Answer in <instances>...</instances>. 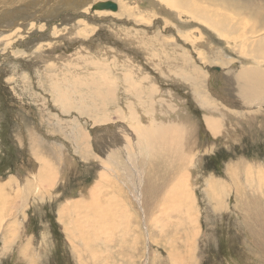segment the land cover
Listing matches in <instances>:
<instances>
[{
    "label": "rangeland",
    "instance_id": "1",
    "mask_svg": "<svg viewBox=\"0 0 264 264\" xmlns=\"http://www.w3.org/2000/svg\"><path fill=\"white\" fill-rule=\"evenodd\" d=\"M59 1H63V0H47L46 1L47 4L45 3L43 8L48 7V5L50 8L52 7L54 3H57V2L58 4H60ZM120 1L119 0H97V1L91 0L90 1L91 4L87 3L89 4L86 7L88 8L87 10L83 9L80 12H75L73 14L72 12L62 10L59 13L57 12L55 14L50 15L52 16L50 18L46 17L48 20L44 18L42 21L37 23V24H42L43 26L42 29H36V28L33 29L31 28V25L29 27L25 25L26 23L22 22L21 26L20 24L16 26L17 30L19 29H22V30L17 31L19 33L14 34V36L12 35V38L14 40L12 38H7L8 34L10 33L6 32L7 30L5 31V29H2V26L4 27L6 25L8 26L9 23L7 21H4L0 25V30H2L3 32V34L0 35V40H1L0 41V182L4 184V182L7 181L5 184L9 183L12 189H14V192L16 193L18 189L22 188L21 181L23 177V176H18L19 175L18 170L21 171L23 175L24 174L27 175L28 172L32 173L33 166L36 165L38 170L35 172V174H37L39 172V167H41L40 158L50 161L53 167L52 171L57 177L55 186L51 190L48 189L49 184L47 183L46 186H47L48 191H47V194L44 196L45 197L44 199L43 198L41 199V196L34 199L33 195H31L27 199L28 202L25 200V203H22L21 200H18V205L15 209L5 208L0 205V215H1L0 220L2 218L5 220V221L3 220L2 222L3 224L0 226V231H3L2 234H0V264H24V263L25 264H95L97 260H99V262L98 261L97 262L100 264H104V262H106L105 264H107L108 262H109L108 264H116L117 262L119 264L121 263L122 264H127V263L134 264L133 262H135V264H146L147 257L150 258V262L153 260L155 264H180L179 262H176V260L179 261L180 259H181L180 260L181 264H264V204H263L264 203V178H263L264 176L263 175L264 174V121H263L264 120V107H262L261 109L254 108V111L251 113H246L247 111L244 109H238L239 111H233L230 109L228 110V108H225L223 113H221L222 116H219L220 113H215L217 115L214 114V116L217 117L219 120H222V128L224 132L221 133V137L218 138V135H217V137L214 138L213 134H211V132L207 130V127L205 126V118L206 116H209L211 112L209 111V109L204 108L202 106L201 102L203 101V99H201L200 96H203L204 99L207 100L208 98H206V96L204 95L208 94L212 98L211 100L208 99L210 103L220 102L216 97H214L213 91L218 89V84L222 81V79L220 77H213L211 72L209 70H206L205 74L206 73H209V74H206L204 76L205 80L204 78L200 79L199 81L200 83H198L200 84L198 87L199 89H197V86L195 88L194 86L195 84L191 83L188 80V78L187 79L186 77L184 78V75L185 74H186L185 76H187V74L191 75L192 65L193 64L196 65L195 63H197L196 59H198V61L201 62L199 60L201 58H197V52H199V50L205 62L209 64L214 61L212 57L213 53L210 52L212 51L210 49H213L215 46L222 49L224 46L221 43H219L218 41L219 39H217L216 35L212 33H211L212 35L209 34L208 29H205L207 30L206 34H208V36L203 35L204 38L202 39L199 38V40L201 39L200 41L203 43V45L205 43L208 44L206 45V47H203L202 43L198 42L199 41L198 38L194 39L196 41V44H194L193 47L190 46L188 43L192 44L194 40L185 39L188 42L187 44H185L186 42L184 41L182 42V40H178L177 34L175 32V28H174L175 27L174 23L177 24L179 22L177 15L175 13L173 14V12H170V11L159 10L160 8H158L156 0L154 1L153 0H149V1L124 0L121 2ZM135 1H137V4L142 5V7H140L142 9L141 12L149 11V12H152L153 14V10L156 9L157 11H159V16L154 18V21H152L153 18L148 19V17H150L152 14L150 15L145 14L144 17L137 16V19L135 20L131 18H127V17H132V16L129 14H125L122 11L121 12L125 14L124 15L125 17L119 16L118 11L122 8V5H121L122 2L123 3L127 2L128 4L129 3L132 4L131 2H135ZM105 3H112L116 5L117 11H113L112 9L99 10L95 8L97 4L99 5V4H105ZM22 5L23 4L20 5L21 10H22V11L20 10V12L26 13V12H23L25 11V9L23 8ZM7 8L6 9L4 8V12L9 14L10 10L12 9L10 7H7ZM18 8H19V5H18ZM33 8L35 10H33ZM39 8H40L39 6L35 5V7L32 6V9L30 7V10L36 11L39 13L40 10L43 9L42 7L41 9ZM167 12L169 13V15ZM138 17L143 18V19L146 18L147 20L145 19V22H148L149 20L150 21L149 24L148 23L146 24L145 22H143L144 21L143 19H139ZM174 17H175V20H172L174 19ZM124 18H126L129 21H127ZM166 20L171 24L167 23ZM137 21L139 24H135ZM63 22L65 23L63 24ZM188 22H189L188 20L187 22H185L186 28H188V26L193 24V23H188ZM67 23L68 25H66ZM164 23L166 26L164 25ZM167 25L168 26L172 25L171 26L172 28L170 26L168 27ZM84 26H86L85 29L87 31L84 29ZM144 26H146V28ZM189 28H192V27H189ZM30 29L32 33L30 32ZM63 30L65 32H62L60 34L59 33L53 34V32L56 33V32H60ZM160 31L161 32L164 31V33L163 32L161 33ZM147 33L149 34L147 35ZM22 34H24L25 36ZM138 34L140 35V37L146 35L147 36L146 39H148V37L150 36H151L150 37L151 39L153 36V39L156 38L158 41L156 39H154L155 41L154 40L152 41V39L151 40L149 39L147 41L148 43L145 41L148 47V48L146 47V43L144 42L143 46L146 47V50H145L144 47L141 45V43L136 42L137 37H139ZM133 35L135 37H133ZM164 38L167 39V41L168 40L172 41V39L173 41L172 42L165 41L167 42L165 43ZM146 39H143V40H146ZM149 41H151L150 43H153L154 45H151ZM159 41H161L162 43H165V44H162V46L165 48L164 49L165 51L163 50V47L161 46V42ZM210 43L213 47L210 45ZM168 44H170L171 46L170 45L168 46ZM176 46L178 47V49L176 48ZM199 47L202 50L203 49L205 50L203 51L201 49L197 50V48ZM175 48L178 51H176ZM156 49L159 51H157ZM179 49H181V51H179ZM172 50L174 52H172ZM186 50H190L189 56L191 55L192 58L194 57L193 59L190 57L191 60L190 58L189 60H187L188 56H187V53L185 52ZM62 51L64 53L66 52L65 53L66 56L63 55ZM205 51L208 54H206ZM67 52L69 53V55L67 54ZM157 52H158V55H157ZM162 52L164 53L166 52L165 56L170 58L168 60L162 59V61H165V62L171 61L169 63L172 65V67L174 65L176 67H180V68H177L178 70L174 69L175 67H173V70L179 71L182 69V73L181 71L179 72L175 71V74H174L175 76L172 75L173 78L172 76L164 77V75L162 74H161L162 76H160V73H162V69L161 68H160L161 70L156 69L154 67V64L151 61H155L156 58H158L157 61H161L159 59L161 57ZM172 53H174V55ZM180 54H182V56L184 55V58L187 56V58H185L186 63L182 60V56ZM70 55L71 57L69 58ZM92 57L93 59L97 58L101 60L102 66L103 64L105 65L111 64L112 66L114 64L117 65L118 63L120 65L122 63L125 64V66L122 67L121 69H117V71L120 70L119 71L120 73L131 71L133 67H136L135 70L138 74L140 73L139 74L140 76L134 70L132 72V75L129 73H126L128 74L127 78L128 79L131 78L132 80L131 79L128 80L127 78H125L126 80H122V82L119 83L120 87H117V88H119L122 92L125 91L127 94H128L127 91L129 90L132 94L135 95V96L133 95V97H131L132 99H130V101L132 100V102L130 101L129 102L132 103L133 107H135L136 105L135 107L136 109L135 108L134 109L136 110V112L137 111L140 112V116H143L145 114L143 118H141L142 122L145 123L147 121H150V119L154 116L153 114H155L156 115L155 118L157 120L156 127H158L159 125L167 126L168 124L174 125V124L180 123L183 129L186 128L184 130L187 132L185 134V138L187 141L193 142L194 140L198 138V142L200 141L201 143L199 145L200 146L199 149H204L205 147V145L203 146L204 143L206 144V147L208 145L207 148L210 149L209 150L210 152L208 154L205 155L204 153L203 155L199 156L198 160L194 161L195 163V164L193 163L194 166H192L191 168L187 166V168L189 169L190 176H191L190 178H191V183L193 187V192L197 200V204L195 205L197 207L195 208H197L198 210L197 214H199L200 216L198 219L199 221L198 226L201 228V230L199 229V231H196V229L191 230L190 228H187L188 224L185 225V222L187 223V219L182 218V216H180V214L178 215V213L176 214V217H174V220L169 222V225H168L169 227L165 225L162 227V230H164L165 232L168 230L170 233H172L170 234L167 231L165 234L166 235L169 234L167 236L171 237V239L175 241L172 244L174 246L173 248L176 247L175 250L177 251H174V252H175V255L178 257L177 259L174 257L172 258L171 256H168V254H171V252L168 250L169 248H166L164 242L161 243L160 245L157 244V242H156L157 245H155L153 242L150 246L149 251L146 253L147 240H146L145 235L147 234L146 233L147 231L145 229V224H146L145 222H147L146 224L147 228H150L151 227L150 218L152 217L153 213L159 210V206L161 204L160 200L163 199L162 197L164 195L163 191L165 190V186L168 184L167 183L166 185H164L165 184L164 181L166 180V182H169V184L171 181H173V178L171 180L169 178V175L166 174L167 172L169 174L170 170L167 171L166 170L167 166L165 165L162 166L163 168L161 166H157V168L160 171H162L158 174L160 175L163 174L162 176L155 174L154 177L151 176L150 178L151 181L155 180L153 181L154 183L153 182L151 183L152 184L151 188L149 185L148 191L149 190L150 191L146 192L148 196L151 194L149 199H152L150 203L153 204V207L151 204L149 205L150 212L149 211L146 212V213L149 212L150 216L148 213L147 217H144L143 212L137 205L136 207L138 209L135 208L134 212L131 211V213L133 214L132 215V224L134 227L133 230L135 231L133 232V234L135 236H141L143 234L144 236V238L137 240L138 245L137 244L135 245L132 240L129 241L128 239V240H125L126 247L122 249L123 246L120 247L121 241L118 239V236H115L112 240L111 239L108 240L107 238L104 239V237H101L98 235L99 237V240H98L96 239L98 237L92 234L94 235V236L92 235L90 236L91 239L92 237H94L92 241H90V243H93L91 245L92 248L96 247V249H99V251L102 253V255H99L101 256V258L99 257L97 260L92 261L91 258H88L86 254H84V252H86L87 250V248H84L85 247L83 245L84 242L81 240V238H80V241H78L79 234L77 230H74L76 229L75 228L76 224L71 221V218H73L72 214L76 212V211L72 212L74 209L73 205H75L74 203L80 202L83 200L81 198L82 192L80 191V189L83 190L85 189V187L87 188L93 182L95 178L94 175L96 176V173L97 171H99V168H97L98 166L95 165L94 161L90 160V162L89 161L88 162L85 161L86 163L83 162V159L81 158L84 157L85 154L83 153L82 150H79V149L76 150L75 145H74L75 142H71V141H74V139L76 140L77 138H80L79 134L74 135V131H80L82 128L86 127L83 130L90 134V139L92 140L91 141L89 139V141L92 142L91 143L92 153L89 152L90 150H88V148L85 149V151L88 150L87 154H90V158L94 159L96 156L100 157L99 155L102 153L104 154V152L106 153V151H110V153L115 151L118 154V156L117 155L115 156V159H117V157H120L122 155H120L121 153L116 149L117 146L116 147L114 146L115 145L114 142H116L115 140L110 141V144H112L111 146L109 145L107 146V148L104 147V145L106 144L103 142L105 141L106 138H107L106 141L108 142L109 140H112L111 138L112 136H110V134L108 136V134L104 133V129H103L104 134L101 133L102 130H100L101 132L100 131L91 132L93 131L91 126L94 125V122L91 120V118L90 119L88 118V115L86 116L83 113L81 115V111L76 110L75 109L76 107L73 105L72 106L74 107V110L72 112H68V113L65 112L66 110L62 109V107H60L61 105L59 106L58 100H57L58 93L55 92L57 91L61 93V91L54 90L55 88H53V85L51 84L53 81H55L52 79H55L56 77L62 81L63 77H61V74H65V72H67L66 70H70L69 73H66L67 76L69 74L68 77H66V74L64 75L65 78L67 79L63 80L65 82V81H68L69 79L67 84L64 83L65 86H68L69 88L67 87L62 88L61 89L62 92H64V90L67 88L64 93L69 95L70 93L67 91L68 89L71 88L72 93H74V90L78 89V90H81V92L84 95L88 94L89 98H94L92 95V91L88 90V87L85 88V86H82L79 82L82 80L81 83H83V85L84 84L87 85L86 79L90 77L91 73H94L92 66L89 65L87 62H85V60H88V59L90 60ZM150 57L152 60H150ZM91 61H94V60H91ZM181 63L184 66H182ZM61 64L65 67H63ZM68 64L70 65L76 64L75 65L76 68H73L71 67L72 65L70 66ZM115 65L113 69H115V72H116ZM179 65H181L182 68ZM202 65L206 68H208L207 66H209V65L206 66L204 63ZM242 65L237 62L236 64H232V67L231 66H227V67L212 66L211 71L213 72L216 68H219L220 72L215 71L216 73H221L226 70H229L230 72L235 73L239 71ZM69 66L70 68L68 69ZM110 66H109V69L111 71L112 66L111 67ZM184 67H187V68H184ZM139 68L140 69L142 68V70H140ZM198 69L201 71L199 67ZM143 71L146 73H144ZM176 74L177 75L179 74V75L177 76ZM120 76L122 77L124 76V74ZM48 77L49 79H47ZM97 77H99V75ZM76 79H79V81ZM83 79H85V81ZM91 79L94 82L97 81L95 77L93 78L91 77ZM127 80L129 81V83ZM148 80L151 83H149ZM138 81L140 82L141 86H139ZM74 82H77V83H74ZM133 82H135L134 87H136L135 88L136 90L138 89L137 91L133 87ZM195 82H198V81H195ZM80 85L82 87H80ZM107 85L112 86L110 83ZM147 85L150 87V89H148ZM84 88L86 90H83ZM117 88L115 87V89ZM227 88L229 90V86ZM139 89H141L142 92ZM193 89H195V91ZM193 91L196 94H194ZM197 91L200 93H198ZM218 91L227 95L226 89L223 87H221V89ZM122 92L117 93L115 101H110V97L107 99L108 101L107 100L105 101L106 103L102 102L103 99L100 100V98L97 99L96 102L94 100H89L87 101L86 107L88 106L89 103L94 102V104H96V106L99 107L100 113H105V114L108 113L107 115L103 116L105 118V122L106 121L108 122L107 125L110 124V125L116 126V129H113L112 132H114V134L117 133V137L119 138L120 143L123 142V144H126L127 141L124 139V134H122V132L124 131L125 134L128 133L129 130L126 127L127 125L132 126V122H130L132 121V117L130 116L131 113L128 112L127 115L124 116L125 117L124 120H126L125 123H123L124 122L123 119L121 120V118H124V117L121 115L120 112H118V110L119 108H123L126 111L125 107H127V105H125L127 102V100L125 99L127 97H125L126 96L125 92H124L125 95ZM143 92H147V93H143ZM197 93L198 95L199 94L200 95L198 96ZM144 96H146L147 98ZM68 97L72 98L71 95ZM133 98L135 100L138 99L137 102L138 101L139 102L137 103ZM199 99H201L200 103H199ZM71 100L74 101L73 98ZM143 100H145L146 102ZM73 101H71L72 104H74ZM107 102H109L110 104ZM133 102H135L136 104ZM143 102H145L146 104H144ZM132 105L130 106V108L132 107ZM107 106H111V107L108 108ZM101 108L103 110H101ZM104 108H106V110H104ZM114 108H116L115 109L117 110L116 112ZM130 108L128 111H132L130 110ZM242 110L243 112H241ZM257 110H260V112L257 113ZM148 111H151V112L147 113ZM235 112L239 113L240 115L238 117H234L233 114H236ZM180 114L183 116H181ZM89 115L91 116L92 114L89 113ZM146 115L148 116L150 115V117L148 116L146 117ZM162 116L163 118H161ZM82 120H86V121L82 122ZM191 120L193 123L191 122ZM102 124H105V123H102ZM124 124L126 125L125 128H124L125 126ZM78 127L80 129H78ZM190 131L192 132L191 134L189 133ZM118 132L120 135L118 134ZM96 133H97V136L95 137ZM129 133L130 135H132L130 131ZM196 133L198 136H196ZM192 134L194 136H192ZM130 135L128 137H130ZM93 136L96 139H94ZM102 136H104L105 138ZM101 138L103 139L101 140ZM33 143L36 145L38 144L37 149H35V145ZM121 148L126 149L127 147L125 148L121 147ZM34 149L35 151H33ZM222 151L226 153V157L229 158V160H226L220 163V165L215 164V167H214L213 161H211V159L215 158L219 153L221 155ZM10 154L14 155L15 158L11 159V157L9 156ZM241 159L243 161H240ZM70 161L78 162V163H76L77 165L71 164L70 166ZM246 161L259 162V164L257 163L256 165V168H257V170L255 169L256 171L253 168L250 170L251 177H252V180L250 181L251 183L247 182L248 179L246 180V178H248V173H247V168H246L248 165V162ZM139 165L142 168L146 169V167H144V161L139 163ZM74 166H77V168L76 167L73 168ZM260 168L262 169V171ZM85 169L86 171L88 170L87 171L88 174L85 172ZM109 171L110 170H108V172ZM146 172L147 171H145V173ZM198 172H201V173H198ZM177 173L175 174L176 176H177ZM233 173L235 174V176ZM202 175L205 180L203 179ZM238 176H240V178ZM108 177H109V181H111L112 183V187L116 189L113 192L114 194L116 193L118 194L117 191L121 192V190H124V189L125 191H128L127 190L128 187L122 188L123 182L121 180L118 181L117 179L114 178V176L111 177L108 175ZM165 177H167L168 179ZM197 177H199V179ZM162 178H165V180ZM196 179L197 181H195ZM202 179L204 180V182H202L203 181ZM156 180L158 183L156 182ZM161 180H164V181L162 182ZM210 181H211V184L214 181L213 190L216 191L215 192L216 196L221 195L220 196L221 201L217 200L214 196H212L213 198H210L211 195L209 196V194H210L211 188L208 187V185L210 184ZM147 184L145 185L146 187H147ZM156 184H159V187ZM153 185L156 186V188L154 187L156 195L153 194L154 193V189H152ZM162 186L164 188H162ZM254 186L257 189H255ZM194 187L196 190L194 189ZM71 189L72 190L76 189V194L71 195L72 194ZM201 190L203 192H200ZM158 193H161V194L158 195ZM55 196H58V197H55ZM157 196L159 197L158 204H157L158 198H156ZM121 199H124V197H122ZM37 201L39 202L38 205H37ZM65 204L68 205L69 207L67 209V212H69L70 210L71 211L67 213L68 214L67 217H66V214L64 215L66 218L62 216V218H64L62 220L59 212L60 210L62 211L64 207H66ZM19 206H23V207H19ZM69 215L71 216L69 217ZM147 219H150V220H147ZM10 222H15V225L13 226V228L7 235L8 236L7 246H5L3 244L4 240L1 237L3 233L6 232V228L9 226ZM72 223L74 226H72ZM15 226L17 227L18 231ZM139 230L142 232L138 233ZM151 230H154V232L158 230V234H156V237L157 239H159L161 229L158 228L157 230H155L152 228ZM174 232L177 234L174 235L175 234ZM194 232L196 234H194ZM191 235H194V236L196 235V239L193 236L191 238ZM168 237L166 238V241L168 240ZM186 241L189 242V245L185 243ZM76 242L77 243L80 242L79 243L80 246ZM191 245H193L194 247ZM3 247H5L6 250ZM76 247H78V249L75 252ZM2 248L4 249V251H2L3 250ZM31 248L37 251L27 256L21 253L22 250H23L22 252L26 253V251ZM104 249L106 250L105 252L103 251ZM188 251L190 253H188ZM78 252L80 254H83V256H81L79 260L76 257L77 256L76 253L78 254ZM107 252L111 255V261H109V259L105 260V257L108 255ZM116 252H119V253L116 254ZM149 252H151L153 255L159 253L160 258H155L153 255H149ZM122 254H124V256H122ZM120 258H121V261H120Z\"/></svg>",
    "mask_w": 264,
    "mask_h": 264
},
{
    "label": "bare ground",
    "instance_id": "2",
    "mask_svg": "<svg viewBox=\"0 0 264 264\" xmlns=\"http://www.w3.org/2000/svg\"><path fill=\"white\" fill-rule=\"evenodd\" d=\"M47 0H0V25L4 22L7 21L9 23V25L7 26H2V29H5L6 32L10 33L8 34L7 38H12V35L14 36V34L19 33L17 31H21L22 29L17 30L16 26L21 23L24 22L26 23L25 25L29 26L31 25V28H36V29H42L43 26L42 24H37L40 21H42L44 18L46 17H52L50 15L55 14V13H59L62 10H66L68 12H80L83 9H88L86 8L90 3L91 0H63V1H59L60 4L54 3L52 5V7L49 8H43V6L45 5ZM97 1V0H96ZM120 1V0H119ZM124 1V0H121ZM120 1V2H121ZM142 1V0H141ZM145 1H149V0H145ZM154 1V0H153ZM152 2V1H151ZM157 2V6L158 8H160L159 10H164V11H170L173 12V14L175 13L177 15V18L179 19V22L177 24L174 23L175 25V32L177 34V39L178 40H182V42H186L185 44H187L188 42L185 39L188 40H194L197 39L199 40V38H204L205 35L208 36V34H206L205 29H208V32L210 35L214 34L216 35L217 39H219V43H221L224 47L218 48V47H214L213 49H210L213 53V59L214 61L212 63H206L202 54L199 52H197V58H201L199 59L201 62L197 60V63H195L196 65H192V71H191V75L187 74V76L184 75V78L186 77V79L188 78V80L191 83H194L195 88L197 86V89H199V85L198 83H200V79L204 78L205 80V75L209 74L206 73V70H209L212 74L213 77H220L222 79V81L218 84V89L214 90V97H216L220 102H212L210 103V101L208 99H212L208 94H205L204 96H206V98H208L207 100L204 99L203 96H200L201 99H203V101L201 102L202 106L204 108L209 109V111L211 112L209 116H206L205 118V126L207 127V130H209L211 132V134H213L214 138L217 137L218 138L221 137V133L224 132L223 128H222V120H219L217 117L214 116L215 113H220L219 116H222L221 113H223V111L225 110V108H228V110H233V111H239L238 109H244L247 112L246 113H251L254 111V108L257 109H261L262 107H264V0H156ZM132 4H128L127 2L123 3L122 2V8L118 11L119 12V16H124L125 14H129L132 17H127V18H131V19H137V16H145V14H152V12H141V8L142 5L137 4V1L135 2H131ZM21 4H23V8L25 9L26 13H21ZM47 4V3H46ZM91 4V3H90ZM19 5V8H18ZM35 5L39 6L41 9V7L43 9L40 10V12H36V11H32L30 10V7L32 9V6L35 7ZM98 5V4H97ZM7 7H10L12 10H10V13H6L4 12V8L6 9ZM156 7V6H155ZM96 8V7H95ZM151 8V7H150ZM154 8V7H153ZM8 9V8H7ZM38 9V11H39ZM97 9V8H96ZM33 10H35L33 8ZM145 10V9H143ZM153 10V9H152ZM22 11V10H21ZM124 12L125 14H123L122 12ZM85 12V11H84ZM128 12V13H127ZM161 13V12H160ZM165 13V12H164ZM168 13V12H167ZM25 16L23 17L22 16ZM70 14V13H69ZM68 14V15H69ZM101 14V13H100ZM40 15V16H39ZM59 15V14H58ZM154 15V16H152ZM150 17H148V19H152V21H154V18L159 16V11H157L156 9L153 10V14ZM165 15V14H163ZM169 15V13H168ZM172 15V14H170ZM56 16V15H55ZM70 16V15H69ZM74 16V15H73ZM118 16V15H117ZM127 16V15H126ZM175 16V15H173ZM66 17V16H65ZM76 17V16H75ZM93 17V15H92ZM114 17V15H113ZM125 17V16H124ZM138 17V18H139ZM74 19V18H73ZM76 19V18H75ZM99 19V18H97ZM104 19V18H103ZM126 19V18H124ZM130 19V21H131ZM139 19H143V18H139ZM144 18L143 22H145ZM161 19V18H159ZM171 19V18H170ZM46 20H48L46 18ZM67 20V19H66ZM127 20V19H126ZM147 20V19H146ZM175 20V17L174 19ZM187 20L189 21L188 23H193L190 26H188V28H186L185 22H187ZM69 21V20H68ZM129 21V20H127ZM151 21V22H152ZM163 21V20H162ZM167 21V20H166ZM74 22V20H73ZM141 22V21H140ZM149 20L148 22H145L146 24H149ZM159 22V21H158ZM165 22V21H164ZM7 23V24H8ZM65 22H63L64 24ZM95 23V22H94ZM167 23H169L167 21ZM135 24H139L138 21ZM142 24V23H141ZM145 24V25H146ZM163 24V22H162ZM171 24V23H169ZM41 25V26H40ZM68 25V23L66 24ZM165 25V23H164ZM23 26V24H22ZM166 26V25H165ZM168 26V25H167ZM170 26V25H169ZM168 26V27H169ZM172 26V25H171ZM170 26V27H171ZM195 26V27H194ZM146 28V26H144ZM149 27V26H148ZM152 27V26H151ZM164 27V26H163ZM167 27V28H168ZM192 27V28H189ZM26 28V27H25ZM65 28V27H64ZM86 28V26H84V29ZM172 28V27H171ZM24 29V28H23ZM28 29V28H27ZM32 29V30H33ZM54 29V28H53ZM149 29V28H148ZM157 29V28H156ZM165 29V28H164ZM73 30V29H72ZM86 30V29H85ZM84 30V31H85ZM89 30V29H88ZM131 30V29H129ZM128 30V31H129ZM144 30V29H143ZM34 31V30H33ZM54 31V30H53ZM87 31V30H86ZM142 31V30H140ZM158 31V30H157ZM165 31V30H164ZM164 31H162L164 33ZM168 31V30H167ZM27 32V31H26ZM31 32V29H30ZM65 32L60 31V32H56L53 34H57V33H62ZM130 32V31H129ZM151 32V31H149ZM156 32V31H155ZM161 32V31H160ZM161 32V33H162ZM170 32V31H169ZM168 32V33H169ZM172 32V31H171ZM0 35L3 34L2 30H0ZM32 33V32H31ZM50 33V32H49ZM167 33V34H168ZM212 33V34H211ZM25 34V33H24ZM22 34V35H24ZM126 34V33H125ZM137 34V33H136ZM149 33H147L148 35ZM155 34V33H154ZM153 34V35H154ZM170 34V33H169ZM168 34V35H169ZM26 35V34H25ZM24 35V36H25ZM49 35V34H48ZM132 35V34H131ZM139 35V34H138ZM173 35V34H172ZM204 35V36H203ZM129 36V35H128ZM142 36V35H141ZM157 36V35H156ZM155 36V37H156ZM174 36V35H173ZM49 37V36H48ZM53 37V36H52ZM133 37H135L133 35ZM132 37V39H133ZM146 35L140 37H137L136 42L137 43H141V45H144V42L148 41L150 39V37H148V39H146ZM171 37V36H170ZM212 37V36H211ZM27 38V37H26ZM92 38V37H91ZM129 38V37H128ZM207 38V37H206ZM13 39V38H12ZM16 39V38H15ZM146 39V40H143ZM152 41L156 38L153 39L152 36ZM150 39V40H151ZM165 39V38H164ZM200 39V40H201ZM14 40V39H13ZM118 40V39H117ZM157 40V39H156ZM161 40V39H160ZM197 40V41H198ZM198 42H201V41ZM1 41V40H0ZM11 41V40H10ZM133 41V40H132ZM155 41V40H154ZM158 41V40H157ZM167 41V39L164 40V42ZM170 41V40H168ZM167 41V42H168ZM173 41V39H172ZM170 41V42H172ZM195 41V40H194ZM190 44L188 43L190 46L193 47L195 43ZM206 41V40H205ZM208 41V40H207ZM16 42V41H15ZM85 42V41H84ZM145 42V43H146ZM151 41H149L150 43ZM161 42V41H159ZM165 42V43H167ZM180 42V41H179ZM181 42V43H182ZM191 42V41H190ZM211 42V41H209ZM217 42V41H216ZM14 43V42H13ZM93 43V42H92ZM148 43V42H147ZM147 43H146V47H147ZM156 43V42H155ZM161 42V46L162 44H165ZM174 43V42H173ZM202 43V42H201ZM218 43V42H217ZM59 44V43H58ZM151 45H154L153 43H150ZM158 44V43H157ZM172 44V43H171ZM177 44V43H176ZM184 44V45H185ZM199 44V43H198ZM214 44V43H212ZM156 45V44H155ZM170 44H168L169 46ZM174 45V44H173ZM180 45V44H179ZM178 45V46H179ZM206 45L208 44H204L202 43L203 47H206ZM211 45V43H210ZM58 46V45H57ZM96 46V45H95ZM171 46V45H170ZM212 46V45H211ZM2 47V46H1ZM139 47V45H138ZM144 47V46H143ZM146 47H144V49L146 50ZM154 47V46H153ZM163 47V46H162ZM161 47V49H162ZM195 47V46H194ZM197 47V46H196ZM213 47V46H212ZM41 48V47H40ZM89 48V47H88ZM142 48V47H141ZM148 48V47H147ZM158 48V47H157ZM176 48L178 49V47L176 46ZM175 48V50H176ZM180 48V47H179ZM186 48V47H185ZM210 48V46H209ZM52 49V48H51ZM151 49V47H150ZM160 49V50H161ZM165 48L163 47V50ZM192 49V48H191ZM201 49L200 47L197 48ZM27 50V49H26ZM149 50V49H148ZM157 50V49H156ZM162 50V51H163ZM174 50V49H173ZM172 50V52H174ZM195 50V49H194ZM202 50V49H201ZM205 50V49H203ZM202 50V51H203ZM208 50V49H206ZM65 51V50H64ZM98 51V50H97ZM108 51V50H107ZM155 51V50H154ZM159 51V50H157ZM165 51V50H164ZM178 51V50H176ZM179 51H181V49H179ZM183 51V50H182ZM63 52V51H62ZM187 53V56L185 58H187V60H189V58L191 57V55L189 56V52L190 50H186L185 51ZM184 52V53H185ZM195 52V51H194ZM206 52V51H205ZM209 52V53H210ZM66 53V52H65ZM65 53L63 52V55H65ZM103 53V52H102ZM155 53V52H154ZM166 53V52H165ZM164 52L161 53V57L159 60L162 61V59H170L168 57H166ZM168 53V52H167ZM176 53V52H175ZM182 53V52H181ZM185 53V54H186ZM200 53V54H199ZM67 54L69 55V53L67 52ZM101 54V53H100ZM145 54V53H144ZM160 54V53H159ZM174 55V53H172ZM183 54V53H182ZM182 54H180L182 56ZM206 54H208L206 52ZM205 54V55H206ZM57 55V54H56ZM74 55V54H73ZM72 55V56H73ZM158 55V52H157ZM37 56V55H36ZM66 56V55H65ZM118 56V55H117ZM176 56V54H175ZM71 57V55L69 56V58ZM154 57V56H153ZM156 57V56H155ZM173 57V56H172ZM205 57V56H204ZM67 58V57H66ZM65 58V59H66ZM149 58V57H148ZM178 58V57H177ZM185 58L184 55L182 56V60L185 62ZM192 58V57H191ZM190 58V60H191ZM194 58V57H193ZM192 58V59H193ZM72 59V58H71ZM74 59V58H73ZM175 59V58H173ZM180 59V58H179ZM53 60V59H52ZM56 60V59H55ZM94 60V61H91ZM150 60L151 57H150ZM158 58L155 59V61H157ZM172 60V59H171ZM58 61V59H57ZM72 61V60H71ZM82 61V60H81ZM151 61L154 64V67L156 69H162V73H160V76L164 75L165 76H172L175 74V71L178 70L177 68L180 67H176L174 64L173 67H175L173 70L172 65L169 63L171 61ZM176 61V60H175ZM182 61V63H183ZM193 61V60H192ZM73 62V61H72ZM75 62V61H74ZM85 62H87L89 65L92 66L93 68V72L90 74V77L86 79V83L87 85H83L82 80L79 81V79H76L80 82V84L82 86H85V88L88 87V90L92 91V95L94 98H89L87 92V95H84L81 90H74V93H72V89H68L67 91L70 93L69 95L64 93L65 90L67 88H69L68 86H65L64 83L67 84V82L69 81H63L65 78V74L69 73L70 70H65L67 72H65V74H61V77H63V82L58 79L56 76L55 80L52 82L51 85H53V88H55L54 90H59L61 91V93L55 91L56 93H58V104L60 107H62V109L66 110L65 112H72L74 110L75 106L76 110L81 111V115L82 113L85 114L86 116L88 115V118L94 122V125L91 126L92 130L91 132H97L102 130L101 133H103V129H104V133L110 134V136H112V140H109L103 142L106 145H104V147L107 148V146H111L112 144H110V141L115 140L116 142L115 145L113 143V145L116 147V149L121 153L120 157H117V159H115V156L118 154L113 151L110 153V151H106V153L104 152V154H100V157H96L94 159L90 158V154H87L88 150H90L89 152H91V143L89 141L90 139V134L87 133L86 131H84L82 128L80 131H74V135L79 134L80 138H77V142L74 139V141L71 142H75V148L76 150H82L83 153L85 154L84 157H82L81 159H83V162H90L94 161L95 165L98 166L97 168H99V171H97L96 176L94 175V180L93 182L85 189H80V191L82 192L81 194V198L83 199L80 202H76L74 203V209L72 212H74L72 214L73 218H71V221L73 223H75V228L74 230H77L79 236H78V241L81 240L84 242V248H87L86 252H84V254H86V256L88 258H91L92 261L97 260L99 257L101 258L102 253L99 251V249L92 248V244L90 243V241H92V239L94 237H92L91 239V235L94 234L96 235V237L101 236L104 237V239H113L115 236H118V239L121 241L120 247H122V249H124V247H126V241L125 240H132L133 243L136 245H138V241L139 239L144 238L143 234L141 236H135L133 234V232H135L133 230V224H132V213L131 211H135L136 205L141 209V211L144 214V217H147V214L150 212L149 211V205L151 204L150 201L152 199L150 198V195L148 196L146 192L148 191L149 185L151 188V183L155 180L151 181V176L154 177L155 174H158L162 171H160L157 166H167V171H169L166 173L167 175H169V178L173 181L170 182H166L165 178H162L164 180H161L162 182L164 181V185L165 186V190L164 195H163V199L160 200L161 204L159 206V210H157L155 213H153L152 210L151 212L153 213L152 217L150 219V228H147V222H145V229H146V240H147V250L146 253L149 251L151 244L154 242L155 245L157 244H161L164 242L166 248H169L168 250L171 252V254H168V256H171L172 258H178L175 255L174 251L175 248H173V241L171 239V237H168L167 235L169 234H165L166 232L164 230H162V227L168 226L170 221L174 220V217H176V214L178 213V215L180 214V216H182V218H186L187 219V223L185 222V225H187V228H190L191 230L196 229V231H199V229L201 230V228L198 226V219H199V214H197V206H195L197 204V200L195 198L194 192H193V187H192V183H191V176L189 173V169L188 167H192L194 166L193 163L194 161L199 159L200 155H203L205 153L208 154L210 151L207 145L204 143L203 146L205 145L204 149H199L200 148V141L198 142V138L196 140H194L193 142L191 141H187L185 138V134L187 133L182 125H180V123L174 124V125H167V126H163V125H159L158 127H156V115L153 114L154 116L150 119V121L147 122H142L141 118H143V116H140V112L137 111L136 112V105L135 107H133L132 100L130 101V99H132L131 97H133L134 94H132L129 90L127 91L128 94L125 92L127 97L125 100H127L126 104L127 107L126 111L123 108H119L118 112L121 113V115L124 117L127 115V113H131V117H132V126L126 125L124 126V128L126 127L131 133L132 135H130L129 131L127 134L124 133V131L122 132V134H124V139L127 141L126 144H123L119 142V138L117 137V133L115 131L116 134H114L113 129H116L115 125H107V121L105 122V118L103 117L104 115H107L105 113H100L99 111V107L96 106V104L93 103H89L88 106L86 107L87 101L89 100H94L96 102L97 99L100 98V100H102V102H105L109 97H110V101H115L116 99V95L119 92H122L119 88V83L122 82V80H126L125 78L128 77L129 73L132 75L133 70L136 72L135 68L133 67L131 69V71H126V72H122L120 73L119 71H117V69H121L122 67L125 66V64H117L115 65L116 67V72L115 69H113L114 65L112 66V70L110 71L109 69V64L105 65L101 63V60L95 58L93 59V57L89 60H85ZM121 62V61H119ZM174 62V61H172ZM177 62V61H176ZM240 63L242 66L239 69L238 72L232 73L229 70L223 71L221 73H216V72H220L219 68H216L213 72L211 71V67L212 66H221V67H227V66H231L232 64H236V63ZM57 63V62H56ZM68 63V62H67ZM79 63V61H78ZM104 63V62H103ZM114 63V62H113ZM149 63V62H147ZM180 63V62H179ZM178 63V64H179ZM181 63V65H182ZM186 63V62H185ZM184 63V64H185ZM194 63V62H192ZM200 63V64H199ZM204 63L208 68L204 67L202 64ZM164 64V66H163ZM177 64V63H176ZM190 64V63H189ZM62 65V64H61ZM67 65V64H66ZM70 65V64H68ZM72 65V64H71ZM70 65V66H71ZM74 65V64H73ZM71 66L73 68H76V64L74 66ZM119 65V66H118ZM179 65V66H181ZM188 65V64H187ZM239 65V64H238ZM63 66V65H62ZM70 66L68 67V69L70 68ZM110 66V67H111ZM178 66V65H177ZM184 66V65H182ZM181 66V68H182ZM191 66V65H190ZM235 66V65H234ZM65 67V66H63ZM140 67V66H139ZM198 67L201 69V71L198 69ZM62 68V67H61ZM108 68V69H107ZM187 68V67H184ZM107 69V70H106ZM140 69V68H139ZM160 69V70H161ZM225 69V68H224ZM231 69V68H230ZM61 70V69H60ZM63 70V69H62ZM73 70V69H72ZM142 70V68L140 69ZM234 70V69H233ZM182 73V69L179 70ZM176 71V72H179ZM184 71V70H183ZM216 71V72H215ZM62 72V71H61ZM113 72V73H112ZM119 72V73H118ZM144 72V71H143ZM160 72V71H159ZM190 72V71H189ZM112 73V74H111ZM137 73V72H136ZM146 73V72H144ZM184 73V72H183ZM71 74V72H70ZM124 74V76H120ZM138 74V73H137ZM140 74V73H139ZM138 74V75H139ZM162 74V75H161ZM180 74V73H179ZM178 74V75H179ZM204 74V75H202ZM51 75V74H50ZM63 75V76H62ZM99 75V77H97ZM142 75V74H141ZM177 75V74H176ZM177 75V76H178ZM69 76V74H68ZM66 74V77H68ZM71 76V75H70ZM140 76V75H139ZM143 76V75H142ZM175 76V75H174ZM72 77V76H71ZM91 77H95L97 79L96 82L92 81ZM134 77V76H132ZM136 77V76H135ZM147 77V76H146ZM153 77V76H152ZM158 77V76H157ZM182 77V76H181ZM190 77V78H189ZM54 78V76H53ZM77 78V77H76ZM137 78V77H136ZM135 78V79H136ZM140 78V77H139ZM142 78V77H141ZM173 78V76H172ZM49 79V77L47 78ZM51 79V78H50ZM62 79V78H61ZM72 79V78H71ZM128 79V78H127ZM131 79V78H129ZM128 79V80H129ZM169 79V78H168ZM73 80V79H72ZM85 81V79H83ZM95 80V79H94ZM127 80V81H128ZM132 80V79H131ZM46 81V80H45ZM149 81V80H148ZM158 81V80H157ZM198 81V82H195ZM49 82V81H48ZM78 82V83H79ZM131 82V81H130ZM137 82V81H136ZM51 83V82H50ZM71 83V82H70ZM77 83V82H74ZM111 84L112 86H108L107 84ZM127 83V82H126ZM129 83V81H128ZM139 86L140 82L138 81ZM137 83V84H138ZM146 83V82H145ZM143 83V84H145ZM148 83V82H147ZM149 83H151L149 81ZM69 84V83H68ZM154 84V82H153ZM73 85V84H71ZM80 85V87H82ZM124 85V84H123ZM135 85V82H133V87ZM161 85V84H160ZM78 86V85H77ZM148 86V85H147ZM229 86V90L228 87ZM52 87V86H51ZM50 87V88H51ZM67 87L64 92H62V88ZM74 87V86H73ZM79 87V88H80ZM115 87L117 89H115ZM138 87V86H137ZM143 87V86H142ZM146 87V86H145ZM156 87V85H155ZM221 87L226 89V94L218 91L221 89ZM75 88V87H74ZM83 90H86V89ZM125 88V87H124ZM136 87H134L135 89ZM139 88V87H138ZM82 89V88H81ZM128 89V88H127ZM130 89V88H129ZM142 89V88H141ZM139 89V90H141ZM148 89H150V87L148 86ZM196 89V90H197ZM87 90V91H88ZM125 90V89H124ZM133 90V89H132ZM131 90V91H132ZM136 90V89H135ZM134 90V91H135ZM138 90V89H137ZM136 90V91H137ZM144 90V89H143ZM195 91V89H193ZM66 91V92H67ZM77 91V92H76ZM96 91V92H94ZM193 91V92H194ZM200 91V90H198ZM197 91V92H198ZM89 92V91H88ZM124 92H122L124 94ZM139 92V91H138ZM142 92V90H141ZM140 92V93H141ZM233 92V94H232ZM114 93V95H113ZM137 93V92H135ZM143 93H147V92H143ZM200 93V92H198ZM197 93V95H198ZM121 94V93H120ZM124 94V95H125ZM194 94H196L194 92ZM74 99L71 100L72 98H69L68 96H70ZM152 95V94H151ZM157 95V94H156ZM196 95V96H197ZM200 95V94H199ZM198 95V96H199ZM203 95V94H202ZM114 96V97H113ZM123 96V95H122ZM135 96V95H134ZM106 97V98H105ZM130 97V98H129ZM141 97V96H140ZM146 97V96H144ZM118 98V96H117ZM147 98V97H146ZM145 98V99H146ZM167 98V97H166ZM193 98V97H192ZM123 99V98H122ZM134 99V98H133ZM139 99V97H138ZM137 99V100H138ZM199 99V103L200 100ZM50 100V99H49ZM135 100V99H134ZM137 100H135L137 102ZM194 100V99H193ZM205 100V101H204ZM71 101L74 102V104L71 103ZM108 101V100H107ZM130 101V102H129ZM145 101V100H143ZM92 102V101H91ZM121 102V101H120ZM119 102V103H120ZM139 102V101H138ZM137 102V103H138ZM142 102V100H141ZM146 102V101H145ZM145 102H143L144 104H146ZM106 103V102H105ZM109 103V102H107ZM118 103V102H117ZM135 103V102H133ZM152 103V102H151ZM150 103V104H151ZM110 104V103H109ZM136 104V103H135ZM142 104V103H141ZM143 104V105H144ZM149 104V105H150ZM73 105V106H72ZM106 105V104H105ZM108 105V104H107ZM132 105V107L130 108V106ZM113 106V105H112ZM152 106V105H151ZM73 107V108H72ZM108 108H110L111 106H107ZM140 107V106H139ZM147 107V106H146ZM145 107V109H146ZM150 107V106H149ZM130 108V110L132 111H128ZM135 108V109H134ZM138 108V106H137ZM151 108V107H150ZM116 108H114L115 110ZM142 109V108H141ZM148 109V108H147ZM152 109V108H151ZM187 109V108H186ZM75 110V111H76ZM101 110H103L101 108ZM104 110H106V108H104ZM111 110V109H110ZM154 110V109H153ZM263 110V109H262ZM63 111V110H62ZM112 111V110H111ZM117 110H115L116 112ZM144 111V110H143ZM152 111V110H151ZM151 111H148L147 113H150ZM208 111V112H209ZM92 114L91 116L89 115V113ZM104 112V111H102ZM114 112V111H113ZM124 112V113H123ZM156 112V111H155ZM243 112V110L241 111ZM260 110H257V113H259ZM60 113V112H59ZM80 113V112H78ZM77 113V114H78ZM153 113V112H152ZM151 113V114H152ZM191 113V112H190ZM236 114H233L234 117H238L240 114L235 112ZM245 113V112H244ZM171 114V113H170ZM175 114V113H174ZM173 114V115H174ZM71 115V114H70ZM79 115V114H78ZM77 115V116H78ZM129 115V114H128ZM178 115V113H177ZM181 115V114H180ZM179 115V116H180ZM217 115V114H215ZM90 116V117H89ZM148 115H146L147 117ZM160 116V115H159ZM178 116V118H179ZM183 116V115H181ZM218 116V117H219ZM81 117V116H79ZM94 117V119H93ZM145 117V118H146ZM150 117V115L148 116ZM173 117V116H171ZM191 117V116H190ZM98 118V119H97ZM121 118V117H120ZM127 118V117H126ZM163 118V116L161 117ZM181 118V117H180ZM97 119V120H96ZM123 119V123H125L126 120L125 117L121 118V120ZM131 119V118H130ZM147 119V118H146ZM158 119V118H157ZM247 119V117H246ZM79 120V119H78ZM87 120V118H86ZM86 120H82L86 121ZM103 120V122H102ZM111 120V118H110ZM120 120V121H121ZM134 120V122H133ZM194 120V119H193ZM71 121V120H70ZM116 121V120H115ZM145 121V120H144ZM256 121V120H255ZM264 121V120H263ZM192 122V120H191ZM196 122V121H195ZM194 122V123H195ZM89 123V122H88ZM105 123V124H102ZM110 123V121H109ZM112 123V121H111ZM193 123V122H192ZM197 123V122H196ZM195 123V124H196ZM83 124V123H81ZM130 124V123H128ZM184 124V123H183ZM198 124V123H197ZM86 125V124H85ZM84 125V126H85ZM200 125V124H199ZM72 126V125H71ZM108 126V127H106ZM243 126V125H242ZM251 126V125H250ZM105 127V128H103ZM187 127V126H185ZM189 128V127H188ZM78 129H80L78 127ZM126 129V130H127ZM191 129V128H190ZM234 130V129H233ZM72 131V130H70ZM118 131V130H117ZM182 131V132H181ZM192 131V130H191ZM189 132L190 134L192 132ZM197 131V130H196ZM203 131V130H202ZM205 131V130H204ZM126 132V131H125ZM254 132V131H253ZM103 133V134H104ZM89 134V135H88ZM99 134V133H98ZM102 134V135H103ZM119 134V132H118ZM120 135V134H119ZM130 135V137H128ZM208 135V134H207ZM97 136V133L95 134V137ZM192 136H194L192 134ZM196 136L197 133H196ZM212 136V137H213ZM94 137V136H93ZM94 137V139H96ZM100 137V136H99ZM104 137V136H102ZM122 137V136H120ZM187 137V136H186ZM105 138V137H104ZM110 138V139H111ZM202 138V137H201ZM205 138V136H204ZM213 138V139H214ZM88 139V140H87ZM103 138H101L102 140ZM122 139V138H121ZM36 140V138H35ZM71 140V139H70ZM91 140V139H90ZM204 140V139H203ZM236 140V139H235ZM92 141V140H91ZM255 141V140H254ZM36 142V141H35ZM79 142V143H78ZM34 144V143H33ZM101 144V143H100ZM211 144V143H210ZM35 145V149L38 148V144H34ZM101 145V146H102ZM33 146V145H32ZM100 146V147H101ZM199 146V147H198ZM202 146V147H203ZM259 146V145H258ZM121 147L126 149H122ZM34 148V147H33ZM32 148V149H33ZM88 148V150L85 151V149ZM35 149L33 151H35ZM226 149V148H225ZM233 149V148H232ZM108 150V149H107ZM116 150V151H117ZM112 151V150H111ZM81 152V151H80ZM82 153V154H83ZM92 153V152H91ZM110 153V154H109ZM81 154V153H80ZM74 155V154H73ZM78 157V156H77ZM119 158V159H118ZM79 159V158H78ZM80 160V159H79ZM41 161V167H39V172L37 174H35V172L38 170V168L35 166H33V170L32 173L28 172V176L26 174L23 175V173L21 171L18 170L19 175L18 176H23L22 177V188L18 189L16 191V193L14 192V189H12V187L10 186V184H5L6 182L1 183L0 182V205L5 207V208H12L15 209L18 205V200H21L22 203H25V200L27 201L28 197L33 195V198L36 199L38 197L41 196V199L45 198L44 196L47 194L48 189L51 190L54 186H55V182H56V175L54 174L53 167L52 164L50 163V161H47L45 159L40 158ZM142 161H144V167H146V169L142 168L139 163H141ZM240 161H243L242 159ZM239 161V162H240ZM70 161V166L72 165H77L76 163L78 162H73ZM82 162V163H83ZM85 162V163H86ZM202 162V161H201ZM248 162L247 165V173H248V178H246V180L248 179L247 182H250L252 180L251 177V173L250 170L253 168L254 170L256 168L257 163L259 164V162L255 161V162ZM241 163V162H240ZM84 164V163H83ZM143 164V163H142ZM195 164V163H194ZM197 165V164H196ZM240 165V164H239ZM69 166V167H70ZM86 166V165H85ZM91 166V165H90ZM143 166V165H142ZM164 166V167H165ZM200 166V165H199ZM241 166V165H240ZM77 168V166H74L73 168ZM88 167V166H87ZM130 167V168H129ZM160 167V168H161ZM244 167V166H243ZM262 167V166H261ZM84 168V167H83ZM86 168V167H85ZM163 168V167H162ZM200 168V167H199ZM231 168V167H230ZM245 168V167H244ZM164 169V171H165ZM234 169V168H233ZM261 169V168H260ZM90 170V169H89ZM108 170H110L108 172ZM163 170V169H161ZM194 170V169H193ZM255 170V171H256ZM73 171V170H72ZM88 171V170H87ZM86 169L85 172L87 173ZM92 171V169H91ZM145 171H147L145 173ZM227 171V170H226ZM244 171V170H243ZM262 171V169H261ZM178 172V173H177ZM194 172V171H193ZM202 172V171H201ZM198 172V173H201ZM212 172V171H211ZM231 172V170H230ZM234 172V170H233ZM85 173V174H86ZM91 173V172H90ZM164 173V172H163ZM177 173V176L175 175ZM236 173V171H235ZM246 173V174H247ZM263 173V172H261ZM84 174V173H83ZM88 174V173H87ZM148 174V175H147ZM162 174V173H161ZM234 174V173H233ZM238 174V173H237ZM244 174V173H243ZM109 176H114L115 179H117L118 181L121 180L123 182V186L122 188L128 187V191L121 190V192L117 191L118 194H114V190H116L114 187H112V183L111 181H109ZM159 176H162L160 174H158ZM176 177H175V176ZM230 175V174H229ZM239 175V174H238ZM264 175V174H263ZM262 175V176H263ZM70 176V175H69ZM165 176V175H164ZM198 176V175H196ZM195 176V177H196ZM208 176V175H207ZM235 176V174H234ZM233 176V177H234ZM203 177V175H202ZM228 177V176H227ZM240 178V176H238ZM64 178V177H63ZM124 178V180H123ZM158 178V176H157ZM199 179V177H197ZM232 178V177H231ZM264 178V176H263ZM168 179V178H167ZM169 179V180H170ZM204 179V177H203ZM202 179V180H203ZM227 179V178H226ZM234 179V178H233ZM149 180V182H148ZM205 180V179H204ZM204 180L202 182H204ZM207 180V179H206ZM211 180V179H210ZM235 180V179H234ZM168 181V180H167ZM197 181V179L195 180ZM67 182V181H66ZM157 182V180H156ZM155 182V183H156ZM161 182V183H162ZM214 182V181H213ZM210 181V184L208 185V187L211 188L210 194L211 195L210 198H213L212 196H214L217 200H220V196H216L215 192L213 190V186L214 183ZM12 183V182H10ZM47 183L49 184L48 189H47ZM148 183V184H147ZM154 183V182H153ZM158 183V182H157ZM251 183V182H250ZM253 183V182H252ZM263 183V181H262ZM61 184V183H60ZM147 184V187L145 186ZM19 185V184H18ZM58 185V184H57ZM107 185V186H105ZM159 187V184H156ZM194 185V184H193ZM21 186V184H20ZM19 186V187H20ZM263 186V185H262ZM17 187V186H16ZM65 187V186H64ZM156 186L153 185L154 189V193L155 194V188ZM198 187V186H197ZM196 187V188H197ZM255 187V186H254ZM60 188V187H59ZM162 188H164L162 186ZM55 189V188H54ZM62 189V187H61ZM195 189V187H194ZM199 189V188H198ZM201 189V188H200ZM254 189V188H252ZM255 189H257L255 187ZM64 190V188H63ZM72 190V189H71ZM196 190V189H195ZM203 190V189H202ZM200 192H203V191ZM207 190V189H206ZM208 191V190H207ZM255 191V190H254ZM51 192V191H50ZM206 192V191H205ZM60 193V192H59ZM146 193V195H145ZM76 194V189L72 190V194L74 195ZM161 193H158V195H160ZM220 194V193H219ZM51 195V194H50ZM60 195V194H59ZM156 195V194H155ZM153 196V195H152ZM52 197V196H51ZM58 197V196H55ZM122 197H124V199H121ZM54 198V197H53ZM152 198V197H151ZM154 198V197H153ZM156 198H158V202L159 203V197L157 196ZM161 198V197H160ZM200 198V197H199ZM32 199V198H31ZM47 199V198H46ZM51 199V198H49ZM56 199V198H55ZM54 199V200H55ZM155 199V198H154ZM208 200V199H206ZM211 200V199H210ZM45 201V200H44ZM28 202V201H27ZM47 202V201H46ZM153 202V201H152ZM34 203V202H33ZM38 201H37V205H38ZM208 203V202H207ZM29 204V203H28ZM43 204V203H42ZM68 204V202H67ZM72 204V203H70ZM155 204V203H154ZM264 204V203H263ZM22 205V204H21ZM64 205V204H63ZM153 207V204H151ZM223 205V204H222ZM66 207H62L60 209H62V211L60 210V216L61 219L63 220L65 217L64 215L66 214L67 217V209L69 208L68 205L65 204ZM157 206V205H155ZM154 206V207H155ZM199 206V205H198ZM19 207H23V206H19ZM151 207V206H150ZM41 208V207H40ZM138 209V208H137ZM152 209V208H150ZM18 211V210H17ZM79 211V212H78ZM147 211H149L148 213H146ZM155 211V210H154ZM19 212V211H18ZM71 212V213H72ZM15 214V213H14ZM24 214V213H23ZM255 214V213H254ZM1 216V215H0ZM71 215H69L70 217ZM150 216V213H149ZM251 216V215H250ZM256 216V215H255ZM65 217V218H66ZM135 217V216H134ZM202 217V216H201ZM25 219V218H24ZM144 219V218H143ZM3 218L0 220V226L3 224ZM146 220V219H145ZM177 220V219H176ZM185 220V219H184ZM5 221V220H4ZM8 221V220H7ZM12 221V220H10ZM70 221V223H71ZM178 221V220H177ZM64 223V222H63ZM72 223V226H74ZM177 223V222H176ZM15 225V222H10L9 226L6 228V232L3 233L2 235V239L4 240L3 244L5 246H7V235L8 233L11 231V229L13 228V226ZM183 225V223H182ZM171 226V225H170ZM3 227V226H2ZM16 227V226H15ZM70 227V226H69ZM68 227V228H69ZM169 227V226H168ZM167 227V228H168ZM173 227V226H172ZM202 227V226H201ZM155 229L157 230L158 228L161 229V233L159 236V239H157L156 234H158V230L156 232H154V230L151 229ZM171 228V227H170ZM174 228V227H173ZM185 228V227H184ZM17 229V227H16ZM164 229V228H163ZM3 230V229H2ZM5 230V229H4ZM20 230V229H19ZM170 230V229H169ZM18 231V229H17ZM68 231V229H67ZM172 231V230H171ZM182 231V230H181ZM3 231H0V234H2ZM72 232V231H71ZM91 232V233H90ZM142 231H138V233H141ZM169 232V231H168ZM173 232V231H172ZM180 232V231H179ZM191 232V231H189ZM170 233V232H169ZM175 233V232H174ZM172 234V233H170ZM177 233H175L174 235H176ZM194 234H196L194 232ZM92 235V236H94ZM190 235V234H189ZM188 235V236H189ZM198 235V234H197ZM202 235V234H201ZM172 236V235H171ZM187 236V237H188ZM196 239V235H191ZM168 237V240L166 241V238ZM200 237V236H199ZM51 238V237H50ZM74 238V237H73ZM173 238V237H172ZM178 238V237H176ZM91 239V240H90ZM99 240V237L96 238ZM103 239V238H102ZM174 239V238H173ZM186 239V238H185ZM184 239V240H185ZM2 240V241H3ZM29 240V239H27ZM95 240V239H94ZM97 241V240H96ZM194 241V239H193ZM198 241V240H197ZM68 242V241H67ZM157 242V244H156ZM191 242V241H190ZM42 243V242H41ZM77 243V242H76ZM80 243V242H79ZM79 243H77L79 245ZM100 243V241H99ZM98 243V244H99ZM177 243V242H176ZM186 244L189 245V242L186 241ZM193 243V242H192ZM73 245V244H72ZM82 245V244H81ZM111 245V244H110ZM108 245V246H110ZM197 245V244H196ZM80 246V245H79ZM95 246V245H94ZM104 246V244H103ZM107 246V245H106ZM134 246V245H132ZM164 246V245H162ZM176 246V245H175ZM193 246V245H191ZM190 246V247H191ZM28 247V246H26ZM39 247V246H38ZM49 247V245H48ZM194 247V246H193ZM192 247V248H193ZM5 250L6 248L3 247ZM2 248V249H3ZM75 248V247H73ZM178 248V247H177ZM187 248V247H186ZM4 249L2 251H4ZM25 249V248H23ZM46 249V247H45ZM53 249V248H52ZM78 247H76L75 252L77 251ZM82 249V248H81ZM79 249V250H81ZM103 249V248H102ZM108 249V248H107ZM195 249V248H194ZM40 250V249H39ZM120 250V249H119ZM21 251V250H20ZM23 251V250H22ZM22 254L24 255H29V254H33L35 253L37 250H34L33 248L29 249L25 252H22ZM104 252L106 251L105 249L103 250ZM112 251V250H111ZM117 251V250H116ZM19 252V251H18ZM46 252V251H45ZM82 252V251H81ZM109 252V251H108ZM107 252V253H108ZM137 252V251H136ZM3 253V252H2ZM42 253V252H41ZM119 252H116V254H118ZM179 253V252H178ZM188 253H190L188 251ZM4 254V253H3ZM47 254V253H46ZM130 254V253H129ZM76 257L78 258V260L81 258V256H83V254H80L78 252V254L76 253ZM121 255V254H120ZM149 255H153L151 252H149ZM173 255V256H172ZM195 255V253H194ZM44 256V255H43ZM122 256H124V254H122ZM155 258H160V254H154L153 255ZM47 257V256H46ZM103 257V256H102ZM134 257V256H133ZM170 257V258H171ZM182 257V256H181ZM6 258V257H5ZM57 258V257H56ZM84 258V257H82ZM116 258V257H115ZM126 258V257H125ZM154 258V259H155ZM169 258V257H168ZM109 259V261H111V255L108 253V255L105 257V260ZM114 259V258H112ZM118 259V258H117ZM133 259V258H131ZM130 259V260H131ZM90 260V261H91ZM158 260V259H157ZM156 260V261H157ZM181 260V259H180ZM176 260V262H179L181 264V261ZM185 260V259H184ZM187 260V259H186ZM34 261V260H33ZM89 261V260H88ZM99 262V260H97ZM96 261L95 264H97L98 262ZM121 261V258H120ZM134 261V260H133ZM174 261V260H173ZM48 262V261H47ZM78 262V261H77ZM114 262V261H113ZM73 263V262H72ZM106 262H104L105 264ZM109 263V262H108ZM107 263V264H108ZM115 263V262H114ZM135 264V262H133ZM144 263V262H143ZM188 263V262H187ZM195 263V261H194ZM25 264V263H24ZM100 264V263H98ZM116 264H119L118 262ZM122 264V263H121ZM128 264V263H127ZM132 264V263H131ZM146 264H155L154 261L152 260L150 262V258L147 257V261Z\"/></svg>",
    "mask_w": 264,
    "mask_h": 264
},
{
    "label": "trees",
    "instance_id": "3",
    "mask_svg": "<svg viewBox=\"0 0 264 264\" xmlns=\"http://www.w3.org/2000/svg\"><path fill=\"white\" fill-rule=\"evenodd\" d=\"M225 156H226V153L222 151L221 155L219 153L215 158H212L211 161H213L214 167H215V164H219L220 165V163L225 161L227 159Z\"/></svg>",
    "mask_w": 264,
    "mask_h": 264
},
{
    "label": "water",
    "instance_id": "4",
    "mask_svg": "<svg viewBox=\"0 0 264 264\" xmlns=\"http://www.w3.org/2000/svg\"><path fill=\"white\" fill-rule=\"evenodd\" d=\"M96 8L99 9V10L112 9L113 11H117L116 10V5H114L112 3L99 4V5H96Z\"/></svg>",
    "mask_w": 264,
    "mask_h": 264
},
{
    "label": "flooded vegetation",
    "instance_id": "5",
    "mask_svg": "<svg viewBox=\"0 0 264 264\" xmlns=\"http://www.w3.org/2000/svg\"><path fill=\"white\" fill-rule=\"evenodd\" d=\"M15 152H16V151H15ZM17 153H18V152H17ZM9 156L11 157V159H14V158H15L14 155H11V154H10Z\"/></svg>",
    "mask_w": 264,
    "mask_h": 264
},
{
    "label": "crops",
    "instance_id": "6",
    "mask_svg": "<svg viewBox=\"0 0 264 264\" xmlns=\"http://www.w3.org/2000/svg\"><path fill=\"white\" fill-rule=\"evenodd\" d=\"M225 157H226V156H225ZM226 158H227V157H226ZM226 160H229V158H227ZM226 160H225V161H226ZM223 162H224V161H223Z\"/></svg>",
    "mask_w": 264,
    "mask_h": 264
}]
</instances>
